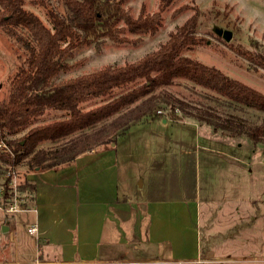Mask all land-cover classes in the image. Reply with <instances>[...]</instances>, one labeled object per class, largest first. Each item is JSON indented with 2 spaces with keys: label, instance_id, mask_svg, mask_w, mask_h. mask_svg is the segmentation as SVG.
<instances>
[{
  "label": "rangeland",
  "instance_id": "374dc122",
  "mask_svg": "<svg viewBox=\"0 0 264 264\" xmlns=\"http://www.w3.org/2000/svg\"><path fill=\"white\" fill-rule=\"evenodd\" d=\"M33 1L36 0H23V8L51 29L45 9ZM47 4L59 15H67L61 0H47ZM158 5L159 0H124L122 6L136 18L156 12ZM194 12L199 14L196 37L202 43L189 47L182 55L215 67L264 94V70H249L248 61L242 55L244 51L264 55V0H174L162 13L161 26L156 33L126 32L128 43H114L105 38L98 45L92 42L82 46L67 59L69 69L60 71L53 82L92 73L105 66L135 62L158 49L170 32ZM217 29L230 32V40L217 35ZM16 32L29 40L26 32L20 29ZM24 59L22 44L0 29V101L7 98L9 79ZM133 86L135 84L115 90L112 96ZM166 91L186 105L184 110L178 108L173 117L169 105L161 106L158 109L163 110L162 115L154 114L133 123L127 133L117 139L113 159L118 198L126 200L130 209L142 213L141 238L145 235V225H154L147 204L166 202L170 205L156 210V218L166 221L167 226L160 235L149 240H161V236L169 240L159 244L151 242L152 246L143 243L136 232L138 220L134 218L128 222V229L122 226L129 238L108 241L109 246L101 250L100 261L93 264H264V139L254 144L245 136L213 132L210 126L187 113L207 108L222 117L234 114L253 124L264 121V114L239 106H217L206 98L208 95L216 97L215 94L186 80H175ZM106 100L94 99L80 108L87 110ZM66 117L63 112L47 111L27 128L6 138H18L30 127ZM162 118L167 122L162 123ZM0 167V216L10 223L6 233L17 239L0 250L1 264H15L16 257L18 264L35 260L41 264H60L54 261L57 257L54 250L42 247L44 243L27 232L30 225L27 213L34 203L31 193L34 182L30 177L34 171L30 172L24 164L9 169L0 163ZM8 176L11 181L7 184L8 197L4 198ZM172 202H180L186 207L185 211L178 210ZM12 203L19 212H7L6 208ZM194 235L200 248L196 261L177 263L165 258L173 256L174 239L182 241L184 236L194 238ZM181 255L192 258L189 252L173 257Z\"/></svg>",
  "mask_w": 264,
  "mask_h": 264
},
{
  "label": "trees",
  "instance_id": "16d2710c",
  "mask_svg": "<svg viewBox=\"0 0 264 264\" xmlns=\"http://www.w3.org/2000/svg\"><path fill=\"white\" fill-rule=\"evenodd\" d=\"M61 1L67 10L66 16L50 8L47 0L33 1L45 9L50 29L38 16L23 8V0H0V29L22 44L25 51V59L9 79V94L0 101V142L5 145L0 148V163L9 169L20 164L30 172L57 169L101 146H115L133 123L153 116L161 106L169 105L174 117V111L186 107L166 91L175 80H186L215 94L216 97L208 95L206 98L217 106H239L264 114L263 93L215 67L182 55L184 50L202 43L196 37L198 12L170 32L158 49L135 62L105 66L54 83L60 71L69 69L67 59L82 46L92 42L98 45L105 38L114 43H128L126 32L156 33L161 26L162 13L174 0H159L156 12L136 18L123 8L124 0ZM16 29L26 32L29 40L18 35ZM242 55L248 61L249 70H264L263 54L244 51ZM134 84L127 91L112 96L115 90ZM94 99L107 100L87 110L80 108ZM47 111L63 112L67 117L30 127L18 138H6L27 128ZM212 111L198 108L195 113L187 114L210 126L213 132L245 136L254 144L263 141L264 121L253 124L234 114L222 117ZM44 144L48 147L43 148ZM10 181L11 176H8L4 198L8 197ZM34 192L33 184L32 201Z\"/></svg>",
  "mask_w": 264,
  "mask_h": 264
},
{
  "label": "crops",
  "instance_id": "0c3cea01",
  "mask_svg": "<svg viewBox=\"0 0 264 264\" xmlns=\"http://www.w3.org/2000/svg\"><path fill=\"white\" fill-rule=\"evenodd\" d=\"M161 121L167 122L165 118ZM113 148L114 146H101L57 169L35 171L30 174L35 184V192L33 208L28 210L27 214L30 220L29 228L32 226L36 228L35 234L31 236L42 241L44 243L42 247L54 250L57 254L55 262L93 264L100 261L101 250L109 246L108 241L121 237L129 238L124 228L128 229V222L134 218L138 220L136 232L143 243L152 246L151 242L159 244L169 240L163 236L161 240H149L154 235H160V231H164V227L167 226L166 221L162 222L156 218V210H162L160 207L163 205H170L166 202L147 204L148 213L154 217V225L151 227L145 225L143 239L141 234L139 235L144 228L142 213L130 209L126 200L118 198L117 195V171ZM172 203L177 205L181 212L185 211L186 207L180 202ZM5 221L0 216V250L17 240L13 234L6 233L10 223ZM130 234L133 239V231ZM172 245L173 256L189 252L192 258L171 255L172 258L165 257L168 261L191 263L199 257L200 248L195 235L194 238L184 236L182 241L174 239ZM16 258L14 263L18 264V257Z\"/></svg>",
  "mask_w": 264,
  "mask_h": 264
},
{
  "label": "built area",
  "instance_id": "2783aa9c",
  "mask_svg": "<svg viewBox=\"0 0 264 264\" xmlns=\"http://www.w3.org/2000/svg\"><path fill=\"white\" fill-rule=\"evenodd\" d=\"M156 114H157V115H162L163 112H162L161 110H157V111H156ZM3 147H5V145H4L3 143L0 142V148H3ZM6 210H7V212H11V213H13V212H19V211H20V210L17 208V206L14 205L13 203L10 204V205H8V208H6ZM27 232H28L30 235H31V234H35V232H36V228H35L34 226H32V227H30V228L27 229ZM29 264H41V263H40L38 260H35V261H33V262L29 263Z\"/></svg>",
  "mask_w": 264,
  "mask_h": 264
},
{
  "label": "water",
  "instance_id": "95a60500",
  "mask_svg": "<svg viewBox=\"0 0 264 264\" xmlns=\"http://www.w3.org/2000/svg\"><path fill=\"white\" fill-rule=\"evenodd\" d=\"M216 34L217 35H221L224 39H225V41H229L230 40V32H228V31H222V30H216ZM112 146H114V144H112Z\"/></svg>",
  "mask_w": 264,
  "mask_h": 264
}]
</instances>
